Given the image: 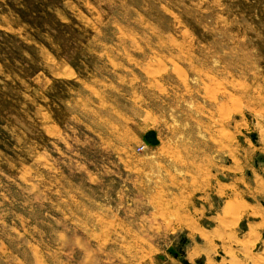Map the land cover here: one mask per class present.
<instances>
[{
    "label": "rangeland",
    "instance_id": "rangeland-1",
    "mask_svg": "<svg viewBox=\"0 0 264 264\" xmlns=\"http://www.w3.org/2000/svg\"><path fill=\"white\" fill-rule=\"evenodd\" d=\"M0 264H264V0H0Z\"/></svg>",
    "mask_w": 264,
    "mask_h": 264
},
{
    "label": "trees",
    "instance_id": "trees-1",
    "mask_svg": "<svg viewBox=\"0 0 264 264\" xmlns=\"http://www.w3.org/2000/svg\"><path fill=\"white\" fill-rule=\"evenodd\" d=\"M37 70L33 66L30 65V68L27 69V75L29 77L34 76L36 74Z\"/></svg>",
    "mask_w": 264,
    "mask_h": 264
}]
</instances>
